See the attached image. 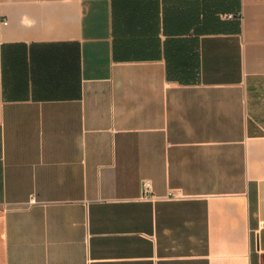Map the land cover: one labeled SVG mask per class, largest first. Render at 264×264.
Here are the masks:
<instances>
[{
    "label": "crops",
    "instance_id": "obj_1",
    "mask_svg": "<svg viewBox=\"0 0 264 264\" xmlns=\"http://www.w3.org/2000/svg\"><path fill=\"white\" fill-rule=\"evenodd\" d=\"M0 19V264H264V0Z\"/></svg>",
    "mask_w": 264,
    "mask_h": 264
},
{
    "label": "built area",
    "instance_id": "obj_2",
    "mask_svg": "<svg viewBox=\"0 0 264 264\" xmlns=\"http://www.w3.org/2000/svg\"><path fill=\"white\" fill-rule=\"evenodd\" d=\"M225 16L228 18L232 17V15L230 14ZM5 23H6L5 19H0V24H5ZM141 185H142V195H141L142 199L154 201L158 199L175 200V199L183 198L180 194L175 193L173 191L167 192L163 197L154 196L151 192V183L148 179L143 180Z\"/></svg>",
    "mask_w": 264,
    "mask_h": 264
}]
</instances>
